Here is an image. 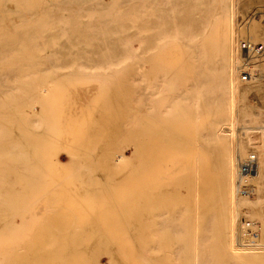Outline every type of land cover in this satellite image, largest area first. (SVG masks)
<instances>
[{
	"label": "bare ground",
	"instance_id": "obj_1",
	"mask_svg": "<svg viewBox=\"0 0 264 264\" xmlns=\"http://www.w3.org/2000/svg\"><path fill=\"white\" fill-rule=\"evenodd\" d=\"M9 1L0 0L4 4ZM60 1V4H54L59 8L53 6L57 13L45 14L53 20V28L44 27L42 34L39 33L42 36L38 39V47L45 53L41 62L44 65L42 72L48 74L37 78V81L46 82L52 78L50 75L66 71L73 75L68 77L70 81L104 78L109 84L112 80H120L118 84L122 81L123 87L126 85L129 108L124 110L128 116H123V136L137 128L134 134L140 174L139 214L154 218L150 236H146L148 230L145 229L135 232L142 233V237L133 240L136 242V254H133L136 260L174 261L171 264H246L248 261H264V158L261 147L264 136V0ZM1 6L0 24L7 25L4 20L9 18V8L7 5ZM252 10H256V13L250 19ZM32 15L27 12L23 16ZM2 44L0 58L6 51L7 55L9 50L5 49L7 43ZM20 76L11 75L10 79L0 77V84L6 89L0 88L1 120L8 110L12 113L19 106L31 103L30 98L36 95L34 84H23ZM11 81L14 83L9 84ZM114 96L111 98L116 100ZM31 120L37 123L36 119ZM3 131L6 129L0 124L1 145L4 144V138L1 141ZM188 138H191L190 144H196V150L191 148L194 151L190 156L192 159L189 157L191 149L185 148L192 145L182 147L183 140ZM167 142L171 143V149L173 146L178 150L184 148L189 150L188 154L175 151L171 154L174 156L172 163L165 165L167 159L163 156L165 153L167 156L168 152L170 155V150L166 152L165 148ZM1 145V148L5 147ZM201 146L207 149L206 152L218 150L224 155L221 163L219 158L216 159L221 165L217 191L214 188L217 185L213 184L212 187L217 198L211 192L216 198L214 204L209 203L212 179L209 178V187H205L207 184L203 181L207 160L199 150ZM28 148L27 145L26 153L32 150L28 151ZM24 152L26 157L29 153ZM21 155L18 162L15 160L12 163H22ZM121 155H124L123 152ZM252 155L258 165L256 176L249 180L254 191L250 197L242 196L237 191V184L244 180L239 165ZM2 156L4 154L0 158ZM124 158L117 157L113 163L116 161L119 164ZM211 158L208 157V160ZM5 168L2 171L5 172ZM181 171L186 174L175 175ZM29 172L33 176V172ZM2 176L5 178V175ZM17 178L13 177L14 180ZM187 178L189 184L185 180ZM194 178L200 184L196 187L197 191L203 194V204L200 209L198 204L196 209L204 218L200 230L195 234L191 230L192 221L181 220L183 217L191 218L188 214L192 207L188 205L189 202L182 201V198L186 201L183 194L176 204L180 190L175 189L179 194L174 190L177 180L181 179L188 187L195 186ZM2 179L0 177V264H13V261H67L80 257V260H96L93 256L96 253L92 254L91 248L32 246L28 244L31 239L19 238L26 231L21 232L16 225L10 226L8 220L4 219L8 217L7 210L13 209L14 205L11 198L4 194ZM167 180L176 182L169 183ZM185 184L182 183V186ZM191 188L185 189L186 194L193 193V189L188 191ZM194 193L191 195L194 196ZM2 210L7 211L4 217ZM242 220L258 224L259 239L252 247L241 245ZM114 247L111 246V249ZM122 248H119L121 253L132 251ZM115 249L110 254L115 253L119 257L121 254ZM125 254L118 259L122 260L123 257L129 261L127 258H130V254L127 258ZM134 258L132 261H136Z\"/></svg>",
	"mask_w": 264,
	"mask_h": 264
},
{
	"label": "rangeland",
	"instance_id": "obj_2",
	"mask_svg": "<svg viewBox=\"0 0 264 264\" xmlns=\"http://www.w3.org/2000/svg\"><path fill=\"white\" fill-rule=\"evenodd\" d=\"M60 2V0H10L5 4L0 2L2 6L7 5L9 8L7 12L9 18L4 20L8 24H0V46H4L2 44L4 42L8 44L5 49H9L8 54H5L6 51L0 58V61H2L0 77H2L1 79H10L11 75L16 77L21 75L19 79L21 78L20 80L23 84H34L33 89L35 91L34 94H36L30 98L31 103L19 106L12 113L8 110L5 116H8L9 113L10 115L8 117L3 116L2 120L0 119V124L6 129L5 132H2L4 137L1 138V141L4 138V144L2 143L3 145H1L0 143L1 146L6 147H4L6 150L0 147V157L4 154L3 158H0L3 159L0 160V163L3 164H0V168L7 166L5 172L2 171L4 168L0 169V177L3 178L4 183L2 189L5 193H3L11 198V203L14 205L13 209L7 210L9 211L8 217L4 219L8 220L10 226L16 225L21 232L26 231L25 234L19 235V238L26 237L31 239L28 244L32 246L87 247L91 248V250L93 249L92 254L96 253L93 256L96 260L98 256V260L88 261L83 258L80 260V257L76 258V260L67 259V261L65 259V261H13V264L174 263V261H170V263L169 261L160 260L140 262L134 256L136 254L134 253L136 252L135 237H142L141 232H135L145 229L148 230L146 236H150V229L154 227V218L150 215L144 217L139 214L140 174L135 145L137 143L135 137L137 128L130 132L131 134L133 133L132 135L129 133L130 139L128 138L129 134L123 136V123L125 120L123 116L125 114L126 116L124 117L128 116L125 111L129 108V92L126 89V85L124 88L122 81L118 84L117 82H120V80H117V82L112 80L114 82L110 81L109 84L107 79L104 78H83L70 81L67 79L73 75L67 74L66 71L63 74L50 75L52 78L46 80L47 84H45L46 82L37 81V78L46 77V74H48H43L42 72L44 65L41 62L44 60L45 53L38 47L40 45L38 39L42 36L44 27L50 29L54 26L53 20L50 17H46L45 14L50 12L57 13L58 10H54L56 8H53V6H56L54 4H60ZM56 7L59 8V6ZM4 12L6 13V11ZM27 12L33 15L24 17V13ZM250 12L251 19L256 10ZM249 20L247 21L248 24H250ZM37 62L40 65L35 66ZM6 63L9 64L6 65ZM124 70L122 71L125 72ZM16 72L19 73L15 74ZM244 77L246 76L244 75ZM13 83V81L9 82V84ZM0 88L1 90L5 89L1 84ZM123 89L127 90L128 93ZM112 96L116 97V100L111 98ZM4 117L8 119L5 120L3 119ZM31 118L37 120V123L35 122L37 126H33L35 123H33L34 121ZM6 127H8V130ZM190 140L191 138L183 140L185 143L183 142L182 147L185 144H189L192 147L185 148L189 150L194 148L193 150H196V144L193 145V142L190 144ZM167 143L165 148L167 149L166 152H168V149L170 150V155L168 152L167 156L166 153L163 156L167 159L165 165L172 163L174 156L172 155V157L171 154L175 151L188 154L189 150H183L184 148L174 149V146L171 149V143ZM26 144L29 147L28 151L32 149L28 152L29 154L26 153ZM193 150L189 151V157L192 156ZM199 150H201L204 159L207 160H204V170L207 171L203 170V173L209 172L204 174L206 177L208 175V177L204 178V175L202 176L204 183L207 184L205 187L212 182L209 185L211 189L209 196L211 200L209 199V203L214 204L213 200H216L217 195L213 189L216 188L215 190L217 191L220 178L219 167L224 155L218 150L206 152L207 149H204V146H201ZM7 151L8 153H6ZM1 152L5 153L1 154ZM22 152L28 155L25 157ZM121 152L124 155H121ZM13 153L16 154L13 156ZM19 155H21L20 158L23 157L20 159L23 162L13 164L12 161L15 162L16 160L18 162ZM116 155L117 157L123 156L126 158L121 162L119 161V164L116 161L114 164L113 160L117 158ZM11 156H13L14 160ZM169 156L172 158H169ZM210 156L213 157L211 158ZM208 157L211 160H208ZM190 158L192 159V157ZM186 161L188 162V159ZM26 162L27 165H25ZM210 163L212 164L210 165ZM217 163L219 165H217L218 169L216 167ZM17 164L21 167H18ZM22 164L25 165L24 168H22ZM206 166L209 169H206ZM13 167L22 169L17 170ZM28 171H32L33 176H31V172L28 174ZM176 174L181 176L185 175L186 172L181 171ZM2 175H5V178ZM7 175L12 180L8 179L9 176L6 177ZM13 177H21V179L18 180L17 178L14 180L15 178L13 179ZM181 180H177V182L173 180L174 183L178 184L174 185V187H178L174 188V190H180V194L175 190L179 194L177 195L176 193L178 200H175V202L178 204L177 202H180L179 198H182L181 195L183 194V197L186 195L184 197L186 201L183 198L182 201L185 203L189 202L188 205L192 207L190 214H188L191 218L186 219L183 217L181 220L192 221L191 230L195 234L200 230L204 222L200 210L197 211L198 204L199 209L200 205L203 204V199H201L203 194L197 191V186L200 184L196 181V178L193 180L195 182L194 188L192 185L188 187L184 183L185 180L187 182L188 178ZM16 181L18 184H16ZM168 182L171 183L172 181ZM196 182H198V185H196ZM182 183L185 185L182 186ZM187 183L189 184V182ZM213 184L214 186L217 185V187H214ZM181 187H184V189ZM212 187L214 188L212 189ZM188 188H191L188 190L190 192L193 189L192 192H195L194 196L191 195L193 193L189 195L188 192L186 194ZM211 192L216 195V198L213 197L214 194ZM198 195L200 196L198 197ZM189 197H192V199ZM177 198L175 197V199ZM188 198L189 200H187ZM198 200L199 202L201 200L202 203H199ZM175 202L174 205H176ZM184 202L183 204H185ZM2 211V216L4 217L7 211ZM149 213L150 211H148ZM146 221L149 223L148 225H139V222L146 223ZM111 246H115L112 249L117 247L115 250L118 249L117 252H120L121 255L119 257L115 253V256L110 254V252L112 253ZM121 246L124 251L135 246L130 248L132 249V251L130 250L132 256L128 250L123 252L124 254L127 253L124 255L126 258L130 254V258H127L129 261L125 260V258L123 259V257L122 260L118 259L123 254L120 251L121 249H119ZM94 250L95 252H93ZM115 250L113 252H116ZM79 251L82 252V250ZM133 258L136 261H132ZM244 262L246 263L247 261ZM246 264H264V261H248Z\"/></svg>",
	"mask_w": 264,
	"mask_h": 264
},
{
	"label": "built area",
	"instance_id": "obj_3",
	"mask_svg": "<svg viewBox=\"0 0 264 264\" xmlns=\"http://www.w3.org/2000/svg\"><path fill=\"white\" fill-rule=\"evenodd\" d=\"M262 147V156L264 158V136L261 142ZM240 168V174L243 176L244 180L243 182H239L237 184V191L242 196H251L253 194V185L250 183V179L257 174V161L255 157L252 155L242 161L239 165ZM246 180H248L246 182ZM242 235H241V242L242 246H249L252 247L256 245L258 239H259V228L258 224L255 222L245 221L242 220L241 225Z\"/></svg>",
	"mask_w": 264,
	"mask_h": 264
}]
</instances>
